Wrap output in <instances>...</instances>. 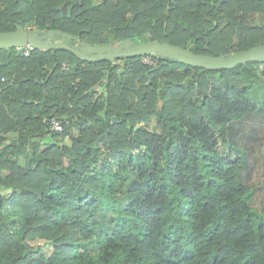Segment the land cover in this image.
Masks as SVG:
<instances>
[{
  "label": "trees",
  "instance_id": "16d2710c",
  "mask_svg": "<svg viewBox=\"0 0 264 264\" xmlns=\"http://www.w3.org/2000/svg\"><path fill=\"white\" fill-rule=\"evenodd\" d=\"M0 7V32L154 40L209 56L264 45V0ZM253 79L264 87V62L209 70L159 53L89 62L65 49L0 50V264H264V206L250 204L246 156L221 150L264 108L246 96Z\"/></svg>",
  "mask_w": 264,
  "mask_h": 264
},
{
  "label": "water",
  "instance_id": "95a60500",
  "mask_svg": "<svg viewBox=\"0 0 264 264\" xmlns=\"http://www.w3.org/2000/svg\"><path fill=\"white\" fill-rule=\"evenodd\" d=\"M63 12L65 13L64 9ZM54 38H59V40L53 41ZM65 40H75V38L60 31H39L17 26L14 31L0 32V50L15 48L17 55L21 56L25 47L40 50L65 49L78 59L89 62L104 59L113 61L120 58L140 57L148 56L151 53H160L171 60L209 70L232 69L238 64H246L247 62H264V45L228 56H209L195 54L188 49L154 40L139 42L137 44L131 40H123L116 45H91L80 40H75V44L71 45L66 43ZM1 59V65H5V52L2 53ZM121 73L122 70L119 71V75Z\"/></svg>",
  "mask_w": 264,
  "mask_h": 264
},
{
  "label": "rangeland",
  "instance_id": "374dc122",
  "mask_svg": "<svg viewBox=\"0 0 264 264\" xmlns=\"http://www.w3.org/2000/svg\"><path fill=\"white\" fill-rule=\"evenodd\" d=\"M92 1L95 4L100 2V0ZM7 24L4 10L0 7V29ZM143 61L146 62L148 59L143 58ZM65 64L68 63H64V65ZM64 65L62 67L63 69ZM249 81L250 82L247 83L249 94L246 96L256 104H263L264 107L263 84L258 79ZM233 129V133L236 134V137L230 140L232 144H223L221 150L223 153L231 155L233 158L238 155L234 150V145L243 150L247 163L241 175L242 181L247 186L254 188L255 193L250 204L257 210H260L264 206V108L261 114L253 115L247 120L236 123ZM229 139H232L231 135H229ZM36 243L41 244L40 253L46 256L51 253V247L45 244L43 240L32 242V244Z\"/></svg>",
  "mask_w": 264,
  "mask_h": 264
},
{
  "label": "built area",
  "instance_id": "2783aa9c",
  "mask_svg": "<svg viewBox=\"0 0 264 264\" xmlns=\"http://www.w3.org/2000/svg\"><path fill=\"white\" fill-rule=\"evenodd\" d=\"M33 50L30 47H25L22 55H28L29 51ZM145 62V61H144ZM145 63L151 64V61H146ZM69 64L64 65V69H68ZM43 122H45L49 128L50 131L54 133H60L63 130V123L64 121L55 117L45 118L43 119Z\"/></svg>",
  "mask_w": 264,
  "mask_h": 264
},
{
  "label": "flooded vegetation",
  "instance_id": "af4514ba",
  "mask_svg": "<svg viewBox=\"0 0 264 264\" xmlns=\"http://www.w3.org/2000/svg\"><path fill=\"white\" fill-rule=\"evenodd\" d=\"M56 39H58V38H54L53 41H55ZM73 44H75V42Z\"/></svg>",
  "mask_w": 264,
  "mask_h": 264
}]
</instances>
